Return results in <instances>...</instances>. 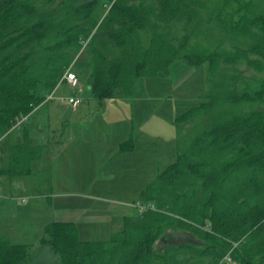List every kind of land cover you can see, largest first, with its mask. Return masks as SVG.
I'll return each instance as SVG.
<instances>
[{
    "label": "trees",
    "instance_id": "obj_1",
    "mask_svg": "<svg viewBox=\"0 0 264 264\" xmlns=\"http://www.w3.org/2000/svg\"><path fill=\"white\" fill-rule=\"evenodd\" d=\"M99 1L0 0V137L70 66L89 68L100 101L131 97L136 78L176 59L206 64V100L175 117L177 157L140 190L149 206L137 217L124 216L107 240H81L74 222L52 221L42 240L62 264H219L228 252L234 264H264V11L256 0H116L97 19ZM213 22L223 30L214 48L190 47ZM240 64L263 73L248 79ZM38 152L27 140L11 145L0 175L27 173ZM29 249L0 237V264H23Z\"/></svg>",
    "mask_w": 264,
    "mask_h": 264
},
{
    "label": "rangeland",
    "instance_id": "obj_2",
    "mask_svg": "<svg viewBox=\"0 0 264 264\" xmlns=\"http://www.w3.org/2000/svg\"><path fill=\"white\" fill-rule=\"evenodd\" d=\"M237 1L244 3L246 0H232L230 1V5L235 6ZM105 2L107 1H99L96 13L97 19L100 18V15H102L104 11L106 12L108 10L106 9ZM255 4L256 11H264V0H256ZM250 14H253V6L251 8ZM225 15V12H222V18H225ZM205 28V31L207 32L206 37H193L189 43L190 47L195 42H198L200 40L202 44L209 49L214 48V46L218 43V41L221 39L220 36L223 34V30L221 29L220 31L218 23L207 25L205 26ZM222 45L225 48L231 47V43L229 41L222 42ZM78 58L86 59L87 55L83 51L80 53ZM78 60L79 59H77L74 64L75 67L78 64ZM70 68L72 69L71 66ZM239 70L248 79H250L253 75L259 76L263 73L262 71L255 69L253 66H249L246 64H240ZM72 71H74L78 75L81 73L80 76L82 77V82L80 85L78 84L81 89H79V87L71 88L67 86L68 89L64 90L63 87H65V85H63L60 89H58V91H56V93L54 90V92H51L52 95H54V100L48 102V104L44 106L46 107L53 102L55 104H61V98H68L70 96L77 97L81 102L80 108H82V110L85 109L86 111V114L83 115L84 119L86 121L95 123V126H97L98 120L102 118L99 113V110L102 109V106L101 103L91 97L89 91L87 90L86 79L89 74V68L84 67L80 72L76 68H74L72 69ZM206 79V64H202L194 68L186 64L181 59L172 61L166 69L160 71L154 77H138L135 79L132 97L126 99V103L121 102V105L127 116L131 118L132 121H135V129L140 126V132H142V134L144 133L143 135H147L149 137L147 139V142L149 143L146 144V147H151V150L150 148H147L146 151L148 155L152 151L151 154H153L154 166L139 167L138 169L140 171L144 170L142 171L141 175L137 174V172L140 171L126 166V173H119V171L122 170L121 168L115 176L107 181H103L104 179L97 177L95 178L94 183H80L81 185H78V183L75 182L74 176H69V174L63 175L60 172L59 160L57 158L58 149L61 146L59 144H62L63 142L66 143V141H68L67 128L70 125L68 126L67 120L71 122L72 119L77 116L68 117L63 113L57 114L52 112V114H50L51 120L49 122L51 124V131L50 135H48L47 117L49 112L46 113L45 110H42L43 107L39 109V111L35 113L33 118V125L31 126V128H34L35 130L33 129V131L31 132V139L32 142L46 143L50 147H48L45 153H43V159H41L37 167H35L36 165L32 163V169L29 174H26L22 177H9L6 175H0V189H2L1 194L6 193V195L8 196H12V204L17 203L16 205L18 207H20L22 203L25 202V197H27L31 190L38 193H44L45 196H50L52 201L46 203L45 197L42 199H38L39 201L34 203V205L32 206L34 207L33 211H35V209L39 211L42 210V216L37 217V214H34L28 217L31 219H26L27 216H16V214L12 216L16 222H19L20 224L27 223L28 225H30L27 227L30 231H26V234L17 233L16 231H12L13 228L17 227L10 226L7 228L11 230L10 233L13 232L15 234H18L16 235V238H12L13 236H11V240L18 239V237H20L18 241H22V238H27V241H29V239H33L30 237H39L40 234L44 235V231L43 233L39 231V228H41V219H47V216L53 219V214L45 212V209L43 208L47 204H50L51 212H54L55 215L59 214L62 210H65L69 213L67 215H70L68 217L76 218L79 222L81 232L87 229H93V231L88 230V232L90 233L86 235L82 233L84 237L90 239L94 238L98 240H106L111 235L109 234L112 233L111 231L116 232L122 227L121 224L120 226H116L115 228V222L111 223V225L109 226L104 227L106 224L103 225L102 223H100V218L102 217L99 213H88L90 212V207H97L98 205L103 206L105 203L110 204L107 201L106 197L116 198L125 203L126 201H129L128 204H126L128 210L127 216L137 217L138 213L140 212L134 204L137 202V198L139 195L138 191H140V187L152 181L156 177L157 173L162 171L177 157V127L174 123V117L193 106L199 105L201 102L206 100ZM62 81L59 80V82ZM106 102L108 103L109 101L107 100ZM64 113L67 112L64 111ZM103 117L106 118L107 116L104 115ZM81 120H83V118ZM115 121H117V119ZM120 121L121 119H119L118 122ZM18 126V131L23 136V130L25 129L27 124H20ZM87 127L92 128L88 125L85 128ZM137 133L138 131L136 132L135 130V135H137ZM22 139L23 141H25L24 138H21L20 141H22ZM60 140L61 143H59ZM133 140H138V137L135 136ZM17 141V137L14 135V133L4 138L0 137V167H4L8 164V146L11 143H15ZM73 170L74 168L72 167L71 171ZM16 180L20 184V189H14ZM63 186L66 188H62ZM77 186H82L81 188L85 190V193H71L68 195L55 194L56 191L62 189H71V191L75 190L74 187ZM91 195L94 197H92ZM96 196L105 198L96 199ZM110 205L118 207L119 203H113ZM5 210L6 206L0 207V219H3V217H5ZM84 210H87V214L83 213ZM90 221L97 222L90 225ZM177 233L179 234V232ZM35 239L38 240V238ZM183 239L184 238H182V236L177 237V241H182ZM34 256L36 257V252H34ZM37 256H40V254L38 253ZM57 256L59 255L57 254ZM58 264H62L60 256Z\"/></svg>",
    "mask_w": 264,
    "mask_h": 264
},
{
    "label": "crops",
    "instance_id": "obj_3",
    "mask_svg": "<svg viewBox=\"0 0 264 264\" xmlns=\"http://www.w3.org/2000/svg\"><path fill=\"white\" fill-rule=\"evenodd\" d=\"M76 75L78 77V84L80 85L82 82V77L78 74ZM63 85H65V87H63L64 90L68 89L67 88V86H69L68 83L66 81H62L59 82L55 87L54 89L55 93ZM53 96L54 95H52L51 99L44 100L42 103L36 106L26 117H24L23 120L17 122L5 135L2 136L4 138L14 133V135L17 137L18 141L15 143H11L8 146L7 151L9 153H10L11 145L20 144L23 142V139L22 141H20L21 138L27 140L30 146L39 148L38 156L37 158L30 161L29 171L27 173L16 176H9V177H22L26 174H29L32 169L31 168L32 163H34V165H36L35 167H37L41 159H43V153H45L48 147H50L46 143L32 142L31 139V132L34 129L31 128V126L33 125L34 115L42 107H43L42 110H45L46 113L49 112L47 117L48 135H50V131H51V124L49 122L51 120L50 114H52V112L57 114L63 113L66 114V116L68 117L77 116L74 119H72L71 122L67 120L68 126L70 125L67 128L68 141H66V143L63 142L62 144H59L61 146L58 149L57 158L59 160L60 172L63 175L69 174V176L72 177L74 176L75 182L78 183V185H81L80 183H88V184L94 183L95 178L97 177L104 179L103 181H107L111 179L113 176H115L119 171V169L121 168L122 170L119 171V173L122 172L126 173L127 172L126 166L131 167L132 169L137 171H140L138 169L139 167L154 166L153 154H151L152 151L149 153V155L146 151L147 148H150L151 150V147L148 146L146 147V144L149 143L147 142V139L149 137L147 135H143L144 133L142 134V132H140V126H138V128L135 129V121H132V119L127 116L126 112L124 111L121 105V102L126 103L127 101L126 99L131 98L132 96L131 97L114 96V97L104 98L98 101L91 95V97L97 100L99 103H101L102 106V109L99 110V113L102 118L98 120L97 126H95V123L86 121L84 119L83 115L86 114V111L85 109L82 110V108H80L81 102H79L75 107H72L70 104L61 101H60L61 104H55L53 102L45 107L44 105L54 100ZM70 97H74V96H70ZM107 100L109 101L108 103L106 102ZM64 111H66L68 114L64 113ZM104 115H106L107 117L106 118L103 117ZM82 118L83 120H81ZM116 119L117 121H115ZM119 119H121L120 122H118ZM25 123L27 124V126L23 130V136H22L18 131L19 128L18 125ZM131 123H133L134 125ZM87 125L92 128H88V127L85 128ZM135 130L136 132L138 131L137 133L138 136L135 135ZM135 136L138 137V140L136 141L133 140ZM131 141L133 142V144ZM126 142H131L132 146L126 145V147H123L124 146L123 144H125ZM59 143H61V140L59 141ZM9 153H8V164H9V155H10ZM8 164L0 168H5L8 166ZM72 167L74 168L73 171H71ZM142 171L144 170L137 172V174L141 175ZM144 186L140 187V190ZM19 187L20 184L16 180L14 189H20ZM81 187L80 186L74 187L75 190L72 191L71 189H62L56 191L55 194L57 195H68L71 193L84 194L85 190H83ZM62 188H66V187L63 186ZM1 190L2 189H0V194H1ZM45 197H46V201H45L46 203L52 201L50 196H45L44 193H38L31 190L30 193L27 195V197H25L26 198L25 202H23L22 205L18 207L16 205L17 203L12 204L11 201L13 199L12 196H8L6 195V193L0 195V207L6 206V210L4 211L5 217H3V219H0V237L7 239L12 244H25L27 246H30L29 253L25 258L23 264H58L59 261V256H57L56 252L52 249L50 243L42 240V237H45V234L44 235L38 234L39 237L37 236L30 237L33 239H29V241H27L28 240L27 238L26 239L22 238V241H18L20 237H18V239L11 240V236H13L12 238H16V235L18 234H15L13 232L10 233L11 230L7 229L10 226L17 227V228H13L15 230L12 229V231L26 234V231L29 230V228L27 227L30 225H28L27 223L20 224L19 222H16L12 216H14L15 214L16 216L20 215V217L27 216L26 219H31L28 217L34 214H37V217L42 216L43 211L42 210L39 211L36 209L35 211H33L34 207L32 206L34 205L35 202L39 201L38 199H42ZM95 198L97 199V198H105V197L96 196ZM106 199L110 204L119 203V206L114 207L108 203L107 204L105 203L103 206L98 205L97 207L96 206L90 207L91 209L89 210L90 212L88 213H99L102 217L100 218L101 219L100 223H102L103 225L106 224L104 227L109 226L111 225V223L115 222V228H116V226H120L122 224L123 217L127 216L128 210L126 204H128L129 201H126L125 203L119 199L112 197H106ZM43 208L45 209V212L53 214V219L48 216L47 219H41L42 222L40 223L41 228H39V231H41L42 233L44 231L45 226L52 221H72L77 226L79 239L98 240L94 238L90 239L84 237L82 233L86 235L90 233L88 232V230L93 231V229H87L81 232V228L77 219L68 217L70 215H67L69 213L66 212L65 210H62L59 214L55 215L54 212L53 213L51 212L50 204H47ZM83 213L87 214V210H84ZM95 222L97 221H93V222L90 221V225ZM111 232L113 233V231ZM35 238H38V240ZM30 240H34V241H30ZM34 252H36V257L34 256ZM38 253L40 254V256H37Z\"/></svg>",
    "mask_w": 264,
    "mask_h": 264
},
{
    "label": "built area",
    "instance_id": "obj_4",
    "mask_svg": "<svg viewBox=\"0 0 264 264\" xmlns=\"http://www.w3.org/2000/svg\"><path fill=\"white\" fill-rule=\"evenodd\" d=\"M115 1L116 0H107V2L105 3L106 9H109ZM62 80H65L71 88L79 87L77 75L74 71H72L70 67L63 73V76L60 79V81ZM79 89L81 88L79 87ZM51 98H52V93L47 95L45 100H49ZM61 101L70 104L72 107H75L80 102V99L77 97H68V98H61ZM134 205L139 212L143 211L145 208L149 206V204H142L139 201H137ZM219 264H234V261L229 255V252L225 254V256L222 258Z\"/></svg>",
    "mask_w": 264,
    "mask_h": 264
},
{
    "label": "water",
    "instance_id": "obj_5",
    "mask_svg": "<svg viewBox=\"0 0 264 264\" xmlns=\"http://www.w3.org/2000/svg\"><path fill=\"white\" fill-rule=\"evenodd\" d=\"M87 89H90V86H87ZM177 239V237L174 234H166L162 237L163 241H175Z\"/></svg>",
    "mask_w": 264,
    "mask_h": 264
}]
</instances>
